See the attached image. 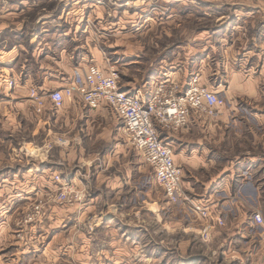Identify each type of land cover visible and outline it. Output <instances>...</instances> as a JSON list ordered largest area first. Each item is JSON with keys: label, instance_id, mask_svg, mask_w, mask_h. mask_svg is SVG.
Returning <instances> with one entry per match:
<instances>
[{"label": "rangeland", "instance_id": "rangeland-1", "mask_svg": "<svg viewBox=\"0 0 264 264\" xmlns=\"http://www.w3.org/2000/svg\"><path fill=\"white\" fill-rule=\"evenodd\" d=\"M210 1L215 2L211 8L214 7V12H210L209 20L204 18L203 12L199 14L198 30L203 29L201 24H209L212 31L214 24L215 43L209 50L213 69L208 83L220 88L208 87L223 97L228 107L230 84L239 79L257 81L261 98L251 94L241 97L240 93L232 92L233 96H239L238 116L254 122L252 115L259 111L264 114V42L251 39L258 32L257 27L254 31L233 28L232 22L246 19L240 16L238 20L239 14L234 11L237 0ZM70 2L74 1L0 0V264H264V229L259 231V239L249 232L242 243L230 242L220 227L210 230L214 231L212 234H204L206 221L198 217L193 206L188 205V214L184 217L179 209L181 202H168L154 171L125 135L124 123L114 112L90 109L79 103L76 110L65 105L55 109L56 134L47 137L41 125L44 109L42 113L36 111L32 88L27 94L10 86L14 78L11 72L7 74L9 68L6 67L12 65L7 49L17 42L24 27L31 32L57 30L54 20L60 19L62 9ZM91 2L105 9L100 13L105 23L98 25L95 18H91L88 22L91 30L86 31L85 37L94 32L102 33L100 50L107 69L114 66L120 70L124 89L144 90L149 61L142 57H136L139 59L136 61L124 52L128 42L144 41V28L133 29L135 27L127 23L128 17L121 22L117 35L110 27L118 16H127L137 6H124L127 0L118 1L124 3L120 4L122 7L117 6V0H86L88 4ZM89 11L90 7L86 9L87 15ZM143 17L137 21L143 23ZM261 20L264 23V18L258 16L254 21L260 23ZM194 28L196 30L195 25ZM172 31L175 33V29ZM115 45L120 51L113 47ZM167 46L170 51L176 45ZM83 50L87 49L83 47ZM231 52L232 68L223 64ZM183 57L168 64V68L183 67L187 62L186 55ZM194 72L186 81L181 75L155 74L146 90L152 89L154 81L172 77L185 87L198 77V81L207 86L202 76ZM39 94L44 96L45 103L50 102L49 92ZM11 100L26 104L23 108L20 105L18 115L13 113L7 118L5 113L15 110L5 108L11 105ZM21 109L27 114H22ZM197 119L209 120L203 117L192 121ZM188 126L162 135L174 146L184 180L191 175L182 162L181 139ZM237 142V156L230 154L229 146L218 142L217 151L222 161L264 157V144L254 142L247 147L243 143L239 147ZM208 174L202 175L208 179ZM250 175L262 183L264 197V171H252Z\"/></svg>", "mask_w": 264, "mask_h": 264}, {"label": "crops", "instance_id": "crops-1", "mask_svg": "<svg viewBox=\"0 0 264 264\" xmlns=\"http://www.w3.org/2000/svg\"><path fill=\"white\" fill-rule=\"evenodd\" d=\"M72 1L74 2L64 6L60 19L54 20L57 30L43 29V32H31L27 27H24V31L19 33L17 42L7 49V53L11 57L9 64L12 63L11 67H6L9 68L7 74L11 72L10 75L14 78L15 91L28 94L31 88H35L39 92L63 89L73 80L77 70L84 74L91 64H97L107 70L108 66L104 62L100 50V41L104 38L103 34L94 32V35L85 37L86 31L90 33L91 30H89L91 25H88L91 18H95L98 25L105 23L104 16L100 15V13H104L105 9L100 8L94 2H91L92 5H90L86 3V0ZM118 1L122 0H117V3ZM127 1L128 3L124 6L133 4L137 8L127 16H118L116 20L111 22L110 27L113 29L111 32H116L115 35H117L120 27L122 28L121 22H125L124 18L128 17L127 23L132 24L131 26L135 27L133 29L137 30L136 27L138 26L144 28V41L138 43L130 41L124 50L128 58L137 61L139 59L136 57H142L149 61L148 66L150 69L143 89H146L149 83L152 82L151 79L155 74L181 75L186 81V79H189L188 75L196 71L194 73H199L202 76L203 84L219 90V86L215 87L208 83L210 71L213 69L209 63V50L210 47H214L215 43L214 24L212 31L209 24L207 26L201 24L203 29L198 30L201 13L203 12L204 18L206 17L209 20L210 12H214V7L211 8L215 5V2L210 0ZM237 1L234 3L237 6L234 11L239 14L238 20H240V16H246V19L232 22L233 28L238 30L242 27L254 31L257 27L258 32L256 31L255 36L252 35L251 39H260L264 42V23H262V20L260 23L254 21L258 16L264 18V0ZM120 4L123 6L124 3H118L117 6L122 7ZM93 6L95 8L92 10ZM89 7L90 11L87 15L86 9ZM140 12L142 14H139ZM141 16H144L143 23L137 21ZM214 20L215 15L213 13V22ZM43 23L46 28L45 24L47 22L44 21ZM51 23L53 24V22ZM194 25L196 30H194ZM114 27H116L115 30ZM157 29L160 30L159 33ZM172 29H175V33ZM133 32L136 31L133 30ZM139 44L142 47L137 46ZM170 44L176 46L168 51L167 45ZM83 47L88 51H84ZM113 47L120 51L118 45ZM232 54L233 52L228 54L227 62H223L224 66L233 67L231 63ZM184 55H186L187 62L183 67L176 68L173 66L174 68H168V64L171 65L174 61L183 59ZM6 80V85H4L8 89ZM126 84L129 85L127 82ZM230 86L228 88V91L231 92L230 106L224 105L215 117L207 121L193 120L189 124L188 130L182 134L181 140L184 147L182 149V162L187 172L191 174L186 180L183 179V185L190 194L192 203L207 205L214 215L225 217L227 221V228H223L224 232L227 233L225 239H229L230 242L232 240L241 242L247 238L249 232L259 239V231L263 229L258 227L252 219L254 211L264 212L262 183L258 179H254V176H251L250 173L252 171L257 172V170L264 171V157H245V159L238 158L239 160L237 159L235 162L234 160L224 162L217 151L220 147L218 142L229 146L230 154L236 156L239 155L237 154L238 151L235 150L237 141L239 147L243 143L247 147L251 143L254 144V142L255 145L258 142L264 144V114L259 111L260 113L257 112L256 115H252L254 122L244 116H238L240 102L237 99L239 96H247L248 94L253 95L255 98H261L263 95H260L261 88L257 81L239 79ZM132 90L135 89L132 87ZM232 92L240 94L239 96H233ZM75 100L79 99H66L65 105L75 110L79 108L76 105L78 103L86 106L81 100L78 102ZM9 102L11 105L5 106V108H15V110L14 112H6L5 116L7 118L13 113L18 115L20 105L23 108L26 104L18 100ZM6 105L8 104L6 103ZM43 109L45 115L42 118L44 121L41 125L47 132V137L50 138V134H53V136L56 134L54 128L57 123L54 115L55 109H53L52 103L48 101ZM95 110L113 113L111 109L106 107ZM22 114L26 115L27 113L22 110ZM220 130L224 131L220 132ZM204 131L207 132L202 133ZM239 151H241V148H239ZM211 171H215V174ZM205 172H209L208 179H205V175H202ZM192 203L185 201L181 203L179 209L184 217L188 214V205L192 206ZM196 214L201 218L198 212ZM212 232L214 233V231L210 233L212 234Z\"/></svg>", "mask_w": 264, "mask_h": 264}, {"label": "built area", "instance_id": "built-area-1", "mask_svg": "<svg viewBox=\"0 0 264 264\" xmlns=\"http://www.w3.org/2000/svg\"><path fill=\"white\" fill-rule=\"evenodd\" d=\"M14 83L13 79L10 80V86ZM39 93L32 88L31 98L36 111L42 113L45 101ZM75 98L90 109H111L124 123L125 135L154 171L168 202L192 203L183 185V167L176 162L174 146L162 135L163 132L171 134L185 129L193 118L215 117L225 105L223 97L202 85L198 77L186 87L172 77L154 81L151 90H126L121 83L120 70L114 66L104 70L97 64H91L84 74L77 70L73 80L63 89L48 94L53 109H61L66 99ZM192 206L206 221L204 234L207 235L215 227H226L225 217L214 215L207 205L192 203ZM252 219L264 229L263 212H254Z\"/></svg>", "mask_w": 264, "mask_h": 264}]
</instances>
